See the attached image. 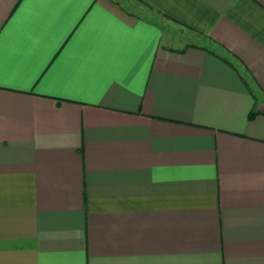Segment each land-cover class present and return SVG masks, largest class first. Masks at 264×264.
Returning <instances> with one entry per match:
<instances>
[{
    "label": "crops",
    "instance_id": "1",
    "mask_svg": "<svg viewBox=\"0 0 264 264\" xmlns=\"http://www.w3.org/2000/svg\"><path fill=\"white\" fill-rule=\"evenodd\" d=\"M0 264H264V0H0Z\"/></svg>",
    "mask_w": 264,
    "mask_h": 264
},
{
    "label": "trees",
    "instance_id": "2",
    "mask_svg": "<svg viewBox=\"0 0 264 264\" xmlns=\"http://www.w3.org/2000/svg\"><path fill=\"white\" fill-rule=\"evenodd\" d=\"M256 110H251L249 113H248V116L249 117H252L254 114H255Z\"/></svg>",
    "mask_w": 264,
    "mask_h": 264
}]
</instances>
